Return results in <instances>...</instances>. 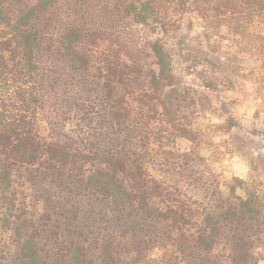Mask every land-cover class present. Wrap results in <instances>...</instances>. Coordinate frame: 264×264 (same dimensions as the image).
Masks as SVG:
<instances>
[{
  "label": "trees",
  "instance_id": "16d2710c",
  "mask_svg": "<svg viewBox=\"0 0 264 264\" xmlns=\"http://www.w3.org/2000/svg\"><path fill=\"white\" fill-rule=\"evenodd\" d=\"M246 81L264 0H0V264L264 262V181L200 153L221 158Z\"/></svg>",
  "mask_w": 264,
  "mask_h": 264
},
{
  "label": "rangeland",
  "instance_id": "374dc122",
  "mask_svg": "<svg viewBox=\"0 0 264 264\" xmlns=\"http://www.w3.org/2000/svg\"><path fill=\"white\" fill-rule=\"evenodd\" d=\"M194 24L193 34L197 35L200 28L196 25V22ZM125 32L124 37L133 42L134 47L130 42L131 47L144 57L145 49H147L145 43L153 38L152 34L145 27L130 22L126 23ZM194 46L197 51L205 50L200 38L196 39L195 37ZM232 71L234 70L232 69ZM242 72L239 71L240 74ZM232 73L236 75L234 72ZM185 81L190 85L199 87L198 81L193 77L186 78ZM228 96L237 99L236 103L231 106V111L239 124L229 133L220 134L218 138H215L218 144L217 150L223 153L219 156L221 158L213 160L210 152L211 148L203 149L200 153L207 158L212 170L224 177L234 175L242 179L264 181V85L246 81L242 83L239 90ZM209 97L213 105H220L213 93H210ZM208 118L213 123L221 121L213 115H209ZM189 146L190 142L188 140L184 138L177 140V147L180 151L188 150ZM157 173L160 172L157 171ZM157 256V251L151 252L140 260V264H154ZM247 264H264V262L260 259H254Z\"/></svg>",
  "mask_w": 264,
  "mask_h": 264
}]
</instances>
